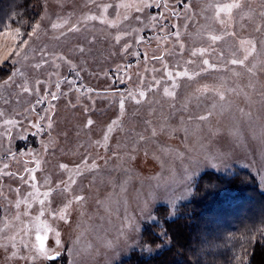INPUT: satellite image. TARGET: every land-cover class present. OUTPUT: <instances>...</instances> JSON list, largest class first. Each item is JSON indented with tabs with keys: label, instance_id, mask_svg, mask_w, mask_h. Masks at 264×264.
I'll return each instance as SVG.
<instances>
[{
	"label": "rangeland",
	"instance_id": "374dc122",
	"mask_svg": "<svg viewBox=\"0 0 264 264\" xmlns=\"http://www.w3.org/2000/svg\"><path fill=\"white\" fill-rule=\"evenodd\" d=\"M138 2L39 0L32 27L0 30V85L11 78L0 87V170L16 174H0V243H8L5 234L27 230L16 237L15 249L0 247V264H120L133 252L157 254L169 245L164 233L153 248L143 232L175 219L207 171H247L264 193V0H241L242 9L219 18L216 5L233 0H186L187 11L184 0H166L167 7L165 0H147L153 6L140 12L116 7ZM105 4L112 5L106 12ZM93 15L98 19H88ZM213 35L220 39L212 41ZM245 55L243 65L230 63ZM204 59L215 67L203 65ZM20 176L36 181L25 183ZM60 181L67 182V191L65 184L55 188ZM77 195L84 199L75 201ZM25 199L19 212L28 215L16 221L15 201ZM40 200L53 209L73 200L67 220L47 211L40 215ZM37 234L54 259L40 254ZM17 250V258H10Z\"/></svg>",
	"mask_w": 264,
	"mask_h": 264
},
{
	"label": "trees",
	"instance_id": "16d2710c",
	"mask_svg": "<svg viewBox=\"0 0 264 264\" xmlns=\"http://www.w3.org/2000/svg\"><path fill=\"white\" fill-rule=\"evenodd\" d=\"M38 2L0 0V30L32 27ZM162 232L167 247L154 255L133 252L120 264H264V193L247 171H207L175 219L143 232L144 243L161 245Z\"/></svg>",
	"mask_w": 264,
	"mask_h": 264
},
{
	"label": "snow or ice",
	"instance_id": "6c2138e0",
	"mask_svg": "<svg viewBox=\"0 0 264 264\" xmlns=\"http://www.w3.org/2000/svg\"><path fill=\"white\" fill-rule=\"evenodd\" d=\"M90 2H93L94 3L95 0H90ZM184 3H185V10L187 11L189 6L187 5L186 0H184ZM152 6L153 5L152 4H149L147 2V0H139L138 3H133V4H129V5H119V4L116 5L117 9H119L120 7H127V8H133L134 7L137 12L143 11L144 8L152 7ZM155 6L156 7H160L161 5L160 4H156ZM163 6L167 7L166 0H165V4ZM97 7H101V6L100 5H97ZM110 7H112L111 4H105V5H103V9H104L105 12ZM242 7H243V5L241 3V0H233L232 3H226V4H223V5H216V17L219 18L221 12L226 13L229 16H231V13H232L233 9H242ZM261 9L262 10L260 11L259 14H260L261 17H264V5H261ZM244 15L250 17L251 16V12L245 13ZM117 16L119 17V12H117ZM123 18L125 20L128 19L127 15H125ZM241 18L243 19L244 17L242 16ZM88 19L96 20V19H98V17L95 16V15H93V16L88 17ZM152 19L153 20H156V17H152ZM185 19L186 20H191V17L190 16H185ZM102 22H105V21L102 20ZM111 23H112V26H115L116 25V21H113ZM221 23H223V21H221ZM38 27H39V25H37V28ZM52 27L53 28H56V27H58V25L57 24H52ZM173 27H176V26L174 25ZM186 27H187V24L185 25V28ZM70 30L75 31V30H78V29H76L75 27H73ZM255 30L257 32H260L261 31V26L258 25ZM173 35H175L176 38H177V41H179L180 32L177 31V32L173 33ZM115 39H116L117 42H119L120 39H121V37L119 35H117L115 37ZM211 39H212V41H216V40L220 39V37L213 35L211 37ZM241 43L243 44L245 42L242 41ZM247 43L251 44V41H247ZM183 47H184V45L181 43L180 44V48L183 49ZM124 50L127 51V46L125 47ZM252 50L253 51L255 50L254 46H253ZM81 51H83V49H81ZM203 51L204 50L201 49V54L203 53ZM196 54L197 53L195 51L192 52V56H196ZM153 59H162V57H153ZM247 59H248V56L245 55L243 59H239V60L238 59H232L230 61V63L231 64H234V65L235 64H241V65H243L244 62H245V60H247ZM189 63H191V61H189ZM202 63H203V65H207L209 68H214L215 67V65H210L209 64V60L208 59H204L202 61ZM37 67H39V65H37ZM166 68H167V66H165V69ZM206 70L207 69H205V71ZM186 74H187L186 72L185 73H176L177 76L186 75ZM166 75L168 76L169 79H173L172 72L166 71ZM153 79L155 80V77ZM10 82H11V78H9L8 80H4L3 85H0V87H7ZM39 83L40 82L37 81V84H39ZM155 83H156V85H159L160 84V81L159 80H155ZM59 86H60L59 84L56 85L57 88H59ZM20 87L22 88V90L24 92H29L30 91L29 88L26 85H20ZM152 90H153V88L150 86L149 87V91H152ZM207 90L208 89L205 87L201 91H207ZM36 91H39V89L37 88ZM164 91H165V93H168L167 88H165ZM217 94L219 95V98H220L221 101L224 100L223 93H220L219 91H217ZM51 95H52V99L53 100L57 99V96H56L55 93H52ZM139 95H140V97H144L145 96V92L144 91H140ZM133 98H135V97H133ZM42 102H43L42 100H38L37 101V103H42ZM139 102L140 101L137 100V103H139ZM120 107H121V109H123V107H124V101L123 100L120 101ZM213 107H215V105H213ZM32 110H34V108ZM0 115H3V113L0 112ZM209 115H210V113H209ZM41 119H43V117H41ZM199 119L204 120V119H207V117L206 116H200ZM14 123H15V121H12V120H6L5 121V124H14ZM115 123H116V121H113V124H115ZM92 124H93V121L91 119H89L87 121V126H91ZM51 126H52L51 123H49L48 124V127L51 128ZM33 127L39 129L40 126L38 124H34ZM111 130H112V127L109 126L108 131H111ZM104 139L105 140L108 139L107 135L104 136ZM96 143L99 144L100 142L97 141ZM13 158H15L14 157V154H13ZM85 163H87V162L85 161ZM3 167H4L5 170L8 169L9 168L8 163H4V166ZM37 167H39V163H37ZM59 167L62 170L68 169V165L67 164H60ZM91 167H95V164L93 163ZM89 170H91V169H89ZM77 173H79V165L77 166ZM0 174L7 175V176H15L16 175L15 173L8 172V171H2V170H0ZM19 179L20 180H23L25 183H29V180L36 181V177L35 176H30L29 177V180H25V178L23 176H20ZM69 179H70V181H71L72 184H75L76 183V180L75 179H72L71 177H69ZM50 183L51 182L49 180H47V179L44 181V185L45 186L49 185ZM60 184H65L66 187H65L64 191H67V182H65V181H60V183H58L55 186V188L56 189H60ZM30 187L33 188V189H36V183H31L30 184ZM53 190L54 189H51L50 188L48 191H45L43 193V196L47 199L50 196V194H51V192ZM15 191L19 194L20 189L17 188V189H15ZM37 191H38V189H37ZM0 195H3V193L0 192ZM31 195H32V193H29V196H31ZM5 199H7V196H5ZM74 199H75V201L78 202V201H82L84 199V197L77 195V196L74 197ZM26 202H27L26 199L25 200H16L15 201V205L14 206H15V208L18 211L16 212L15 216L13 217L14 220L20 221L22 214L25 215V216L28 215L27 210H25L22 214L19 212L21 203H26ZM45 202H46L45 200H40L39 201V203L41 205L40 215H44V213L47 211V212H49L50 215H52L53 219L67 220V214H68V211H69V209H70V207H71V205L73 203V200H68V202L66 204H64V207L61 208V209H53V208H51L50 203L47 206H45ZM9 203L11 204L12 201H9ZM28 207L30 208L31 205L29 204ZM37 219H38V217H37ZM21 223H22V221H21ZM9 226H10V222L5 224V228H8ZM0 231H3V230H0ZM20 232H24L25 235H27V230L26 229H23V228L20 229V231H18L15 235L8 236V235L5 234V237L4 238L7 239L8 243L7 244L0 243V247L5 248V249H8V245L11 244V247L15 249L17 247L16 237L18 235H20ZM56 236H57L56 243L59 244L60 243V240L58 239V237H59V233L58 232L56 233ZM36 239L38 241H40V254H43L45 256H48V253L44 251V237H42L39 234H37L36 235ZM20 243L23 244L24 247H26V248L29 247V245L24 241L23 237H21ZM17 256H18V250L17 251H12L10 258H17ZM19 258L20 259H28V257H23V256H20ZM31 258L33 260L36 259V253H32ZM48 258H55V257L48 256Z\"/></svg>",
	"mask_w": 264,
	"mask_h": 264
},
{
	"label": "water",
	"instance_id": "95a60500",
	"mask_svg": "<svg viewBox=\"0 0 264 264\" xmlns=\"http://www.w3.org/2000/svg\"><path fill=\"white\" fill-rule=\"evenodd\" d=\"M52 257H56V256L55 255H52ZM49 259L51 260V259H54V258H49Z\"/></svg>",
	"mask_w": 264,
	"mask_h": 264
},
{
	"label": "flooded vegetation",
	"instance_id": "af4514ba",
	"mask_svg": "<svg viewBox=\"0 0 264 264\" xmlns=\"http://www.w3.org/2000/svg\"><path fill=\"white\" fill-rule=\"evenodd\" d=\"M161 16H159L158 18H160ZM156 21H158V20H156Z\"/></svg>",
	"mask_w": 264,
	"mask_h": 264
}]
</instances>
